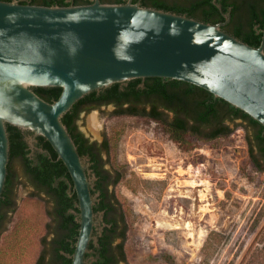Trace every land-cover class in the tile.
Returning <instances> with one entry per match:
<instances>
[{
  "label": "water",
  "instance_id": "1",
  "mask_svg": "<svg viewBox=\"0 0 264 264\" xmlns=\"http://www.w3.org/2000/svg\"><path fill=\"white\" fill-rule=\"evenodd\" d=\"M224 23L130 1L69 6L0 1V199L10 154L7 125L32 133L31 149L37 137L44 138L77 196L79 232L71 264H88L85 255L90 241L97 244L93 231L102 220L93 212L96 177H88L87 160L62 122L80 99L114 84L166 78L202 88L264 126V29L253 47L224 32ZM33 87L61 93L47 102Z\"/></svg>",
  "mask_w": 264,
  "mask_h": 264
},
{
  "label": "rangeland",
  "instance_id": "2",
  "mask_svg": "<svg viewBox=\"0 0 264 264\" xmlns=\"http://www.w3.org/2000/svg\"><path fill=\"white\" fill-rule=\"evenodd\" d=\"M228 125L227 137L176 142L160 123L116 115L112 106L80 115L84 135L107 141L104 168L121 175L109 191L126 225L123 264H264V172L249 157L252 129L239 120ZM11 167L0 264H35L42 250L48 256L53 204L19 160Z\"/></svg>",
  "mask_w": 264,
  "mask_h": 264
},
{
  "label": "trees",
  "instance_id": "3",
  "mask_svg": "<svg viewBox=\"0 0 264 264\" xmlns=\"http://www.w3.org/2000/svg\"><path fill=\"white\" fill-rule=\"evenodd\" d=\"M75 1V5H81L80 0ZM154 5L155 9L185 15L210 24L225 20L223 13L230 12V22L223 26L222 30L250 46L258 47L261 43L264 29V0H155ZM141 81L142 79L131 80L126 83L127 86L114 84L100 90L99 97L97 92H92L75 103L62 118L79 155L89 154L92 161L99 164V168H93L99 180L97 191L100 192V203L94 211H104V217L108 218L107 221L111 225L110 229H104L103 234L108 230L118 231L117 236L121 239L118 255L123 262H125L126 225L122 211L115 206V202L118 201L115 200L113 192L109 191L110 186H115L120 181L121 175L116 173V177H112L110 171L102 167L103 160L100 155L108 152L106 140H103L97 152H94L95 145H85L80 135L73 132L72 121L79 117L83 109L90 111L110 102L116 106L130 102L129 107L114 110L115 114L148 118L160 123L176 142H181L187 136L205 141L227 137L233 132L228 124L239 120L252 129V136L247 139L249 157L254 168L264 172V126L259 122L195 85L151 77L145 78L143 87H140ZM121 88L124 89L123 92L120 91ZM32 89L47 102L55 101L61 93L60 88L33 87ZM7 132L10 154L8 174L0 199V232L5 219V210L13 207L12 191L15 179L11 165L15 160H19L30 183L43 191L53 204L50 216L55 226L49 242L48 258L45 250H42L35 264H71L68 256L74 252L79 232L77 196L73 190L71 177L63 162L57 159V154L44 138L37 137L39 146L44 152L37 153L31 159L26 149L27 144L22 138L23 133L10 125H7ZM102 238H99L100 250L96 249L99 254L98 260L93 264H108L109 260L105 255L107 246ZM49 255L52 256L51 259Z\"/></svg>",
  "mask_w": 264,
  "mask_h": 264
},
{
  "label": "flooded vegetation",
  "instance_id": "4",
  "mask_svg": "<svg viewBox=\"0 0 264 264\" xmlns=\"http://www.w3.org/2000/svg\"><path fill=\"white\" fill-rule=\"evenodd\" d=\"M0 1H5V2H9V1H18L21 4H30V5H41V6H50L51 4H53L54 6H69V5H75L76 1L75 0H0ZM80 4H91L94 2V0H80ZM100 3H110V4H125L127 2H131L133 4H139L142 7H148V8H155L154 5V1L155 0H99ZM161 1V0H159ZM162 1H168V0H162ZM166 3V2H165ZM230 14V12L227 13H223V18H225V20L215 23V24H219V23H224L221 26V29L223 26L227 25L230 22L231 19V14L230 17L227 18V14ZM229 19L227 22L226 20ZM143 82L144 79L141 81V83L139 84L140 87H143ZM123 86H127V84H123ZM121 92L124 91L123 88H121L120 90ZM100 94H97V97H99ZM108 106H112L114 108V110L119 109V108H126L130 106V102H124V104H122L121 106H116V104H114L113 102L107 103V104H102L100 107H108ZM97 109V108H95ZM92 111V110H90ZM90 111H86V110H82L79 113V117L76 119L74 118V120L72 121V129L73 132L76 135H80V137L82 138V140L84 141V144L87 146H93L94 147V152H97V149L99 148V146L101 145V142L98 143L95 140H91L89 137H87L86 135H84V133L79 129V127L77 126V121L80 118V115H86L88 114ZM22 138L23 140L26 142L27 144V150L29 151L28 156L32 159L37 153H43L44 150L39 146V142L36 138V141L33 142V149L30 148V146L27 143V138L29 136H32V133L30 132H22ZM81 157L85 158L87 160V164H88V169L90 170L88 177H92L95 176L96 180L93 183V188L91 190V192L93 191L94 193H92L93 195L98 194L97 199L98 201L95 202L94 206H93V212L95 214V219H98V217L101 215L102 216V220L100 221V224L97 228L94 229L93 231V236L97 237V244L95 245L93 243V241H90L89 245H92V247L88 246V252L85 255V260L88 262V264H93L95 262H97V258L99 256V254L97 253V250H100L101 246L99 245V238L103 237V242L105 243V245L107 246V252H106V256L108 257V264H123L124 262L121 260L120 255H118V246L121 243V239L117 236V230H111V231H106L104 234V229H110L111 225L110 223L107 221V219H105L104 217V211H94V208L98 205V203H100V192L97 191V185H98V177L96 176L95 172H94V167L99 168V164L92 161L91 157L89 156V154H84ZM101 160H103L102 158V154L100 155ZM102 167L104 168V165L102 164ZM105 169V168H104ZM99 228H101V230H99ZM105 236V237H104ZM114 254V255H113ZM50 259L52 256H50Z\"/></svg>",
  "mask_w": 264,
  "mask_h": 264
},
{
  "label": "bare ground",
  "instance_id": "5",
  "mask_svg": "<svg viewBox=\"0 0 264 264\" xmlns=\"http://www.w3.org/2000/svg\"><path fill=\"white\" fill-rule=\"evenodd\" d=\"M95 124H96V120H95V117L94 116H90L88 118V126H90V128L92 130H95ZM154 180V179H153ZM175 223V222H174ZM174 225V224H173ZM172 226V225H171ZM176 226V225H175ZM173 227V226H172ZM200 227V226H199ZM177 228V227H176ZM181 228V227H180ZM189 231V230H188ZM193 232V230H191ZM203 233V232H202ZM200 234V233H198ZM194 237V236H193ZM195 238V237H194Z\"/></svg>",
  "mask_w": 264,
  "mask_h": 264
}]
</instances>
